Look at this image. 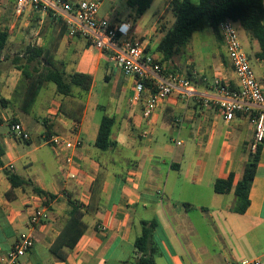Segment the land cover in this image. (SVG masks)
<instances>
[{
  "label": "crops",
  "instance_id": "crops-1",
  "mask_svg": "<svg viewBox=\"0 0 264 264\" xmlns=\"http://www.w3.org/2000/svg\"><path fill=\"white\" fill-rule=\"evenodd\" d=\"M168 2L158 12L150 13L149 8L135 19L127 0H105L98 17L109 24L130 21L134 39L160 63L163 56L157 46L175 21ZM31 13L41 20L35 27L38 41L29 44L44 46L55 27L47 22L48 13L30 8L24 12ZM44 28L45 37L40 35ZM56 35L60 39L55 60L67 73L91 75L93 83L87 93L75 87L69 97L48 86L41 96L46 84L35 96H27L21 71L14 67L0 72V264L21 236H30L34 247L20 264H135L134 241L143 220L157 222L156 264H264V142L250 205L238 214L233 210L238 201L235 188L249 159L254 129L245 115L227 122L217 106L206 107L201 101L218 98L215 78L237 86L223 40L209 28L196 32L180 54L161 64L165 73L186 77L195 94L174 91L156 110L152 132L144 138L142 131L149 124L143 109L154 91L152 84L132 104L133 79L105 53L81 37L61 35L60 28ZM241 39L247 42L242 33ZM254 62L255 75L262 80L264 62ZM104 115L115 119L111 139L117 146L108 151L95 147ZM14 122L32 134L30 142L12 136ZM47 134L81 140L73 152L81 165L78 180H66L64 159L42 139ZM7 172L31 181L53 199L29 186L12 187ZM218 180H228L230 190L216 192ZM69 199L87 207V230L74 248L61 249L66 259L60 260L51 247L69 218ZM41 205L48 206V218L28 226ZM103 226L106 232H101Z\"/></svg>",
  "mask_w": 264,
  "mask_h": 264
},
{
  "label": "built area",
  "instance_id": "built-area-1",
  "mask_svg": "<svg viewBox=\"0 0 264 264\" xmlns=\"http://www.w3.org/2000/svg\"><path fill=\"white\" fill-rule=\"evenodd\" d=\"M105 0H15L16 15L20 16L30 8L34 12L48 13L61 17L67 26L66 35L70 38L81 37L95 48L106 54L109 62L121 69L125 76L133 79L131 103L141 100L147 84L154 91L146 100L143 117L148 122L142 137L147 138L152 132L153 116L160 106L174 91L181 90L188 95L195 94L192 83L177 73H165L164 68L153 54H147L140 41L134 39L133 25L123 20L109 24L100 20V7ZM228 58L237 77V86L220 78L213 81V89L218 98H202V103L209 107L217 106L225 121L231 122L237 115L248 117L254 134L249 144V153L255 154L264 142V85L256 77L251 60L241 41L238 25L231 19H225L219 25ZM14 138L30 142L32 134L20 122L10 126ZM43 141L52 146L56 154L65 161L66 180H78L81 168L73 152L82 145L80 139L72 140L64 135H44ZM84 205V204H83ZM85 206V205H84ZM48 218V206L41 205L31 215L28 226L34 227ZM106 232V227L100 228ZM34 247L30 236H21L11 250L1 259V264H20V259ZM239 264H260L241 262Z\"/></svg>",
  "mask_w": 264,
  "mask_h": 264
},
{
  "label": "trees",
  "instance_id": "trees-1",
  "mask_svg": "<svg viewBox=\"0 0 264 264\" xmlns=\"http://www.w3.org/2000/svg\"><path fill=\"white\" fill-rule=\"evenodd\" d=\"M153 1L127 0V5L135 10V19H137L145 14ZM168 10L172 12L175 21L157 46V51L163 56L160 64L180 54L191 42L196 32L209 28L214 31L218 40H223L219 32V25L228 18L238 25L240 38L242 33L248 42L259 44V49L254 51L253 58L264 62V0H169ZM46 20L55 27L52 31V38L44 46L36 44L25 46L12 61L13 66L22 73L26 95L35 96L47 83H53L56 93L64 97L72 96L75 87L87 93L93 83L92 76L79 72L67 73L64 65L55 60L60 39V36L56 35L57 28L61 29V35L66 33L65 22L61 17L54 16L51 11H48ZM41 33L45 37V28L41 30ZM9 37L7 30L0 32V72L1 65L5 60L3 53ZM260 81L264 85V78ZM114 123L115 119L110 115H104L101 119L95 142V147L99 150L108 151L117 146V143L111 139ZM260 152L261 146L255 154L249 155V159L244 165L242 178L236 185L235 194L238 201L233 210L238 214H244L250 205L249 193L256 175ZM3 155L4 146L0 141V166ZM7 176L12 187L29 186L37 195L53 199L52 195L35 186L31 181L21 179L11 172H7ZM229 190L230 182L228 180H218L215 183L216 192L224 193ZM69 204L71 207L69 218L51 247L52 253L60 260L66 259V254L61 253V249L63 247L74 248L87 230L83 221L87 207L71 199H69ZM141 225V233L134 241L135 253L138 257L135 264H156L155 258L160 254L154 239L157 222L143 220Z\"/></svg>",
  "mask_w": 264,
  "mask_h": 264
},
{
  "label": "rangeland",
  "instance_id": "rangeland-1",
  "mask_svg": "<svg viewBox=\"0 0 264 264\" xmlns=\"http://www.w3.org/2000/svg\"><path fill=\"white\" fill-rule=\"evenodd\" d=\"M168 0H155L153 4L150 6V13H156L162 6L164 2ZM196 1V0H195ZM15 0H0V32L7 30L10 37L8 40V44L3 53L5 60L1 65V71H5L9 68H14L12 61L13 59L21 53V50L24 49L29 43H36L38 41L39 35H37V30L35 29L39 20H41L40 16H34L31 14H21L20 16L16 15L14 4ZM29 24L25 26V24ZM43 33L40 32V35ZM244 48L251 60L252 65L255 64L253 53L254 47L257 46V50L259 49V44L255 42H247L242 39ZM55 87L53 83L46 84L45 88L42 90V95L46 93V87ZM50 155L54 154L49 149Z\"/></svg>",
  "mask_w": 264,
  "mask_h": 264
}]
</instances>
